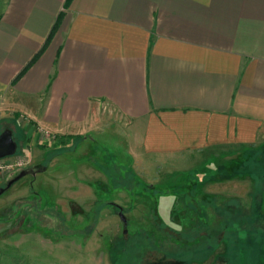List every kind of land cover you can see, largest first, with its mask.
<instances>
[{
    "label": "crops",
    "instance_id": "1",
    "mask_svg": "<svg viewBox=\"0 0 264 264\" xmlns=\"http://www.w3.org/2000/svg\"><path fill=\"white\" fill-rule=\"evenodd\" d=\"M0 107L63 139L115 113L138 154L254 144L264 0H0Z\"/></svg>",
    "mask_w": 264,
    "mask_h": 264
},
{
    "label": "rangeland",
    "instance_id": "2",
    "mask_svg": "<svg viewBox=\"0 0 264 264\" xmlns=\"http://www.w3.org/2000/svg\"><path fill=\"white\" fill-rule=\"evenodd\" d=\"M3 119L0 133L18 142L7 161L26 164L0 176L37 173L0 196V264H175L166 252L205 247L210 234L225 247L228 232L236 262L264 264V237L254 242L264 232V137L168 157L136 153L129 126L107 111L93 132L64 139L28 113ZM218 259L193 264H235Z\"/></svg>",
    "mask_w": 264,
    "mask_h": 264
},
{
    "label": "trees",
    "instance_id": "3",
    "mask_svg": "<svg viewBox=\"0 0 264 264\" xmlns=\"http://www.w3.org/2000/svg\"><path fill=\"white\" fill-rule=\"evenodd\" d=\"M35 58L36 57H34V59L29 63V65L35 60ZM263 165L264 164L260 162L257 168L261 170ZM233 223H234V220H230L226 222L225 228L231 226ZM227 235L228 236L225 237L226 240L224 241L225 247L224 246L221 247V244L217 240V235L213 236L210 234L209 239H208L209 242L208 243L206 242V244L204 245L205 247L199 245L193 248V247H189L186 245V247L182 248L181 251L166 252L165 256L167 258L173 259L175 264H193L194 262L203 263L207 260L218 261L219 260L218 258H224L227 263L235 262V264H242L241 262H236L235 259H233L234 255L232 254L233 252L234 253L240 252L241 248L233 247V251H231L232 245L234 244L233 242L238 237L237 234L235 232H228ZM254 235H255L254 242H256V241H259V239H261L262 237H264V232H261L259 229L256 228ZM183 236H184L183 239L188 242L194 239L192 235L187 236L186 233ZM218 251H221V252L218 253Z\"/></svg>",
    "mask_w": 264,
    "mask_h": 264
},
{
    "label": "water",
    "instance_id": "4",
    "mask_svg": "<svg viewBox=\"0 0 264 264\" xmlns=\"http://www.w3.org/2000/svg\"><path fill=\"white\" fill-rule=\"evenodd\" d=\"M18 150V142L14 137L11 129L6 128L0 133V159L11 157L16 154ZM37 170L33 167L22 169L16 177L6 183L5 187L0 188V196L9 188H11L17 181L28 176L36 175ZM123 219V216L121 214Z\"/></svg>",
    "mask_w": 264,
    "mask_h": 264
},
{
    "label": "built area",
    "instance_id": "5",
    "mask_svg": "<svg viewBox=\"0 0 264 264\" xmlns=\"http://www.w3.org/2000/svg\"><path fill=\"white\" fill-rule=\"evenodd\" d=\"M2 116H3V110L0 107V117H2ZM7 158L0 159V173L4 172L5 170L6 171H11L13 167H16V165L17 166L18 165L21 166L24 163L26 164L25 161H20V160H15V163H14V161L13 162H9V161H7Z\"/></svg>",
    "mask_w": 264,
    "mask_h": 264
}]
</instances>
